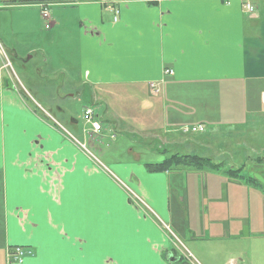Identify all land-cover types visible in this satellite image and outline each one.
Here are the masks:
<instances>
[{
	"label": "crops",
	"instance_id": "1",
	"mask_svg": "<svg viewBox=\"0 0 264 264\" xmlns=\"http://www.w3.org/2000/svg\"><path fill=\"white\" fill-rule=\"evenodd\" d=\"M246 2L256 17L246 12ZM40 5L50 12L49 29ZM5 9L39 12L51 39L74 16L76 63L43 79L56 82L55 75L59 85L69 84L67 97L74 100L87 89L102 132L91 137L83 127L82 141L78 121L72 117L73 128L65 127L52 112L55 99L46 97L51 107L38 103L30 93L37 82L26 78L31 89L20 87L0 56V264H9L6 253L14 247L30 253L11 264H174L173 238L202 264H238L241 250L250 255L255 247L264 255L263 183L247 185L218 171L153 173L147 167L174 154L221 164L226 149L217 151L220 144L179 134L185 117L196 118L193 127L205 126L204 133H220L222 122L234 126L226 130L234 135L248 117L264 115V0H0ZM27 33L33 34L31 26ZM2 36L9 59L22 62L15 30L12 41ZM24 52L42 53L48 65L47 51ZM41 68L34 71L38 78ZM152 83H162L163 96L151 94ZM198 86L207 97L199 106L209 108L211 95L219 93L218 109L201 114L187 105ZM227 88L243 94V109H221L234 104ZM156 143L167 147L158 149L161 157ZM248 148L254 159L246 154L240 166L254 163V175L264 178V163H257L264 139ZM125 188L158 220L133 205Z\"/></svg>",
	"mask_w": 264,
	"mask_h": 264
},
{
	"label": "rangeland",
	"instance_id": "2",
	"mask_svg": "<svg viewBox=\"0 0 264 264\" xmlns=\"http://www.w3.org/2000/svg\"><path fill=\"white\" fill-rule=\"evenodd\" d=\"M58 12H59V10H56V13H58ZM67 13H68V15H72L74 12L71 9H68ZM12 14H14V15H12ZM73 22H74V16H73L72 20L66 24V31L60 32L57 36H55L54 39H51L50 37L48 38V32H50V31L45 30L44 22L40 18L39 12L37 14V11H35V10H28V11L23 12L21 10H16V9H14V10L5 9V10L0 11V40L3 41L2 34H4L8 40L12 41V31L15 30V34L18 35L15 38H16V40L18 39L19 45L22 49L21 50V53H22L21 57L23 60H22V62H20L18 60L10 58L9 60H11V63L13 65V69L12 68H6V69H9L7 71L9 73L11 72L12 78L20 87H22V85H23L25 88L31 89L28 86V83L26 82V78L32 84L37 82V84H34V85H36V88H34L33 90H30L31 96L38 103H41L43 106H49V104H50L49 107H51L52 103L46 101V97L48 95H50L52 98H54L55 99V105L53 106V110H52L53 114L68 129L73 128L72 127L73 124L71 122L72 117L74 119H76L78 122H77L75 129H77L78 136L82 140V138H83V135H82L83 134V127H84V121L82 120V112L85 108L95 107L93 104L94 102L92 101V99L89 95V91L87 89H82L80 92L81 95H79V96L77 95L75 100L70 99L67 97L68 94L72 93L69 84H67L66 86L59 85L60 79H54L55 75H51V81L54 80L56 82H46V80L43 79L46 74H50L52 71H55L56 69L63 68L65 70L70 65H74L76 63V58H75V55L73 54L74 49H73V47H71V45H73L74 37H72V36H74V34H73V30L71 29L70 25ZM13 24H14V26H13ZM30 26H31V29L33 28V34L31 36L29 35V33H27ZM50 34L53 35L52 33H50ZM33 47L47 51V59H48V65L47 66H43L44 60L42 58V53L35 55V57L33 58L30 54H27L26 52H24V51H28L29 49H31ZM49 66H52V68L49 69ZM40 67H42L41 68L42 77L38 78L35 75L34 71ZM157 84H158V88H159V90H158L159 94L156 95V97L163 96L162 93L164 90V86L162 85V83H157ZM199 88L200 89L195 90L194 92H191L190 99H192V100L188 101L187 105L195 107L194 110L197 111L198 113H201V114H202L204 109L205 110L212 109V111H213V109H218L219 106L221 105V102L218 100L220 97L219 93H215V94L211 95V96L215 97V100L210 101L209 108H207L206 106H204V107L199 106V105L202 106L204 102L206 105V101H207L206 100L207 97L203 96V94H202L201 87H199ZM150 90H151V87H150ZM225 92H226L227 96H229V97H230L231 93H235V94L231 95L234 98V104L231 102L230 104H228L225 107H222L221 109H225V108H227V109L232 108L235 110L243 109L241 107V104H243V102L240 100L242 98L240 95H243V94H241V92H239V91L236 92L234 90H230L229 88H227L225 90ZM58 94H59V96H58ZM61 97H63L62 99H66V98L67 99L62 100ZM123 99H126V98L124 96H122L120 101L122 102ZM24 101L26 103V106H28L27 101L25 99H24ZM124 105H126V104H124ZM146 105L152 106L153 103L147 102ZM67 106L69 107V109L66 108ZM62 110H69L68 113H70V114H68V115L62 114V112H60ZM184 111L189 112V110H186V109H184ZM44 116H46V115H44ZM195 119L196 118H193V119H189L186 117L183 118V122H185L183 124L188 127V130H187L188 134H184L185 132L179 133V134L182 136H187V137L199 135V136L204 137V139H209L214 146L220 144V146L222 148H216V150L219 152H222L223 150L226 149V155L223 156L222 158H219L217 160L218 161L217 163L220 162L225 167H231L232 165H235L237 168L242 167V166H240V164L243 161H245V162L247 161V159H245L246 154L251 156L252 159H254L253 153H256V152H255V150L249 149L248 147L250 146V144H253V143L255 145H258L264 139V115H261V114L248 117V120H247L248 124L246 126H243L234 135L228 134L226 132L227 129L230 130L234 126H226L222 122H219L224 126L219 130V131H221L220 133L219 132L211 133L210 131H207L206 133H204L205 130L204 131H200V130L193 131L194 128H198V126L193 127V124L197 123V120H195ZM216 120H219V118L217 117ZM50 124H53V122H51ZM219 125L220 124H218V126ZM168 127L170 128L171 126H168ZM255 129H257L258 131H256V132H259V133L254 134L253 130H255ZM177 130H179V128ZM156 135L158 136L159 134L151 133L149 136L152 137V136H156ZM158 139H159V141H162L160 139V137ZM239 142H242L245 145L244 147H246L248 150L244 149V148H241V149L233 148L234 146H237L235 144L239 143ZM161 147H162V149L163 148L167 149V147H165L163 144L156 143L155 148L157 149L156 153H157L158 157H161V153L163 152V151L161 152L160 150H158ZM180 153H186V152L184 150H182ZM245 166H246V170L244 171V175H246L245 173L247 172L248 176H251L254 179H257V180H259V182L264 184V178L262 176H260V175L255 176L254 175V171H255V167H256L254 163H252V164L249 163ZM107 172L110 173L109 170H107ZM125 189L127 191L128 198L130 199V202L133 205H136V207L138 209H140L142 211V213L145 216H147L148 218L153 217V219L155 218L156 220H158L152 214L151 209L142 200H140V201L136 200L137 195L130 188L129 189L125 188ZM172 241L174 243H176L174 238L172 239ZM242 245H245V248H246L247 243L244 241L242 243ZM184 249L191 253V251L188 249L187 246H185ZM256 249L257 248L255 247V250H252V253L250 255L247 254V251L242 249L240 252L239 259H238V264H264V255L260 254L259 248L257 249V251H256ZM191 255L200 264H202L201 261L197 258V256H195L192 253H191Z\"/></svg>",
	"mask_w": 264,
	"mask_h": 264
},
{
	"label": "built area",
	"instance_id": "3",
	"mask_svg": "<svg viewBox=\"0 0 264 264\" xmlns=\"http://www.w3.org/2000/svg\"><path fill=\"white\" fill-rule=\"evenodd\" d=\"M41 8V16L42 18L45 20V24H46V29H49L51 27V18H50V12L48 10V7L45 5H40ZM245 10L248 14H250V16L252 17H256V9L254 8V6L249 3L246 2L245 3ZM117 19V18H115ZM0 56L3 58V63H4V67L3 68H11V62L7 56V53L5 52L4 48L2 47V45L0 44ZM166 74H172V71L167 70ZM151 87V94L153 96L156 97V95L159 94V88H158V84L156 83H152L150 85ZM98 116H96L95 111L92 108H86L84 111V115H83V121H84V133L88 136H97L99 134H101L102 132V124L100 123V121L97 118ZM188 127L184 128L182 131L187 133ZM196 130H200V131H204L205 130V126H198V128H194L193 131ZM70 137L72 139L75 140V138L73 136L70 135ZM81 148L85 149V145H81L79 142H77ZM136 200L140 201V198H138L136 196ZM164 227L169 230V227L164 225ZM180 253H182L183 256H185V258L187 259V261L190 264H200L192 255L189 251H186L184 248V245H182L181 242L176 241V247H175ZM30 252H26L23 248H19V247H14V248H9L7 250L6 253V257H7V262L9 264L11 263H21L24 258L29 254Z\"/></svg>",
	"mask_w": 264,
	"mask_h": 264
},
{
	"label": "trees",
	"instance_id": "4",
	"mask_svg": "<svg viewBox=\"0 0 264 264\" xmlns=\"http://www.w3.org/2000/svg\"><path fill=\"white\" fill-rule=\"evenodd\" d=\"M257 163H259L258 165L264 163V158H258ZM147 167L150 172L153 173L166 172L176 168H192L200 171H218L226 177L240 180L247 185H255L260 188L262 187V184L253 177L244 176V170L246 166L240 168L225 167L223 164H215L211 159L198 155L174 154L170 155L162 163L148 164ZM173 256L179 258V261L174 264H189L181 255L176 252V250L173 252Z\"/></svg>",
	"mask_w": 264,
	"mask_h": 264
},
{
	"label": "water",
	"instance_id": "5",
	"mask_svg": "<svg viewBox=\"0 0 264 264\" xmlns=\"http://www.w3.org/2000/svg\"><path fill=\"white\" fill-rule=\"evenodd\" d=\"M177 261H179V258L174 257L173 254H172V256H171V258H170V262H171V263H175V262H177Z\"/></svg>",
	"mask_w": 264,
	"mask_h": 264
},
{
	"label": "flooded vegetation",
	"instance_id": "6",
	"mask_svg": "<svg viewBox=\"0 0 264 264\" xmlns=\"http://www.w3.org/2000/svg\"><path fill=\"white\" fill-rule=\"evenodd\" d=\"M171 258V257H170Z\"/></svg>",
	"mask_w": 264,
	"mask_h": 264
}]
</instances>
